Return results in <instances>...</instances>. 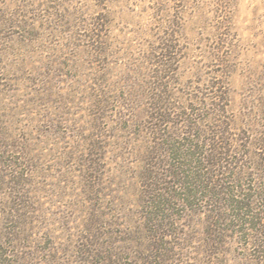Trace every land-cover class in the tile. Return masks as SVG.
Instances as JSON below:
<instances>
[{"label":"rangeland","instance_id":"1","mask_svg":"<svg viewBox=\"0 0 264 264\" xmlns=\"http://www.w3.org/2000/svg\"><path fill=\"white\" fill-rule=\"evenodd\" d=\"M0 264H264V0H0Z\"/></svg>","mask_w":264,"mask_h":264}]
</instances>
